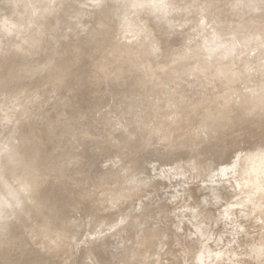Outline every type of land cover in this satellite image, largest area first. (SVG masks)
Masks as SVG:
<instances>
[{
  "label": "rangeland",
  "instance_id": "obj_1",
  "mask_svg": "<svg viewBox=\"0 0 264 264\" xmlns=\"http://www.w3.org/2000/svg\"><path fill=\"white\" fill-rule=\"evenodd\" d=\"M83 1L90 5L104 0ZM254 1L256 0H108L110 4L107 8L111 14L107 22L98 20L99 6L79 8L81 0H70L71 5L66 10L58 9L53 14L58 21L63 19L64 22L56 23L62 34L57 37L58 46L51 43V47L64 50L71 42H75L70 34H66L72 24L76 37H79L77 47L82 42L94 44L91 46L92 50L91 47L86 53L76 50L70 56L75 70L58 69L51 81L31 85L27 89L29 94L25 97L0 95V146L3 148V154L0 156V223L9 226L4 231L0 230V264H96L84 244L70 240L71 236L80 230L71 226L70 218L73 215L82 218L92 208L95 200L94 189L100 183L99 174L102 165L107 164V159H110V163H114L117 157L124 163H138L143 158L156 156V148L147 146L145 141L138 151L120 145L118 140L103 143L108 135L110 118L115 117L113 108L123 104L124 113H129L138 104L135 102L129 107L126 101L134 102L141 98L140 93L148 74L154 72L157 80L163 79V71L169 66L178 65L181 60L187 61L201 54L202 51L198 48L204 42L205 36H213L214 32L218 31L229 38L234 31L248 28L245 33H253L261 28L264 24V0H258L261 1V6H255ZM104 3L107 4V1ZM5 13L1 12L0 16H5ZM30 34L31 31L24 35H15L13 39L16 45L23 44L20 37L26 39ZM10 40L12 39H7L6 34L0 33L1 49L10 48ZM101 43H104L102 49ZM42 44L45 47L46 41L40 43L39 40L30 39L24 42L19 51L25 58L31 59V63H41L48 57V53H43L48 47L41 49ZM104 48H108V51H104ZM112 66H123V69L111 73L109 70ZM194 73L189 77L191 83L196 84L194 88H199L194 95L199 97L203 90L208 88V84L203 83L202 78ZM174 94L175 92L166 94L164 98H170ZM205 98L206 95H203L199 101L206 104L208 101H204ZM220 98L222 97L218 99ZM133 119L134 116L129 117L128 124L131 120V125L134 124ZM121 124L122 119L116 118L113 126L118 127ZM160 132L148 130L147 136H157ZM114 133L117 138H124L127 134L122 128ZM256 134L257 131L248 134L249 138L254 137L252 142L240 138L242 141L239 144L235 142L233 145L222 146V142L212 140L213 136L217 135L208 133L203 136L200 144L194 143L193 147L198 146L200 150V147L214 142L221 147L220 151L226 152L227 155H232L233 152L237 155L245 149H253L255 145H263L264 139L261 141V137H255ZM15 147L19 148L18 151H13ZM263 155L260 164L264 166ZM234 157L236 156L231 157L230 162L215 166L207 176L208 179L202 181L201 188L199 187V198L206 208L213 209L216 215L213 222L219 224L217 227L212 221H200L195 207L191 205L177 208L179 211L175 208V216L183 217L191 223L193 232H201L202 254L206 259L232 256L230 253H233L226 251V247L234 242L237 235L249 228L245 219V209L252 201L249 196H254L253 201L259 200V203L264 204V191L260 190L264 186V173L263 176H259V172V175L252 173L255 177L252 185L249 182L253 175L250 177L251 174H247L245 182H248L251 188H245L246 185L242 184L248 192L246 193L241 190L240 182L234 177L231 168L221 172L225 165H230ZM149 163H154L151 166H155L151 172L157 173L159 169L155 160ZM161 166L164 167L166 183H169L164 186L174 187L177 192L175 193L180 194L183 179L180 177L173 180L172 169H169L171 162ZM259 178L263 179L260 181L261 186ZM255 181L259 183L258 187ZM254 187L256 190L260 188L258 192H255ZM82 188L86 197L80 202L77 192ZM63 189L69 192L62 195ZM217 189H223L225 192L227 190L225 194L222 190L224 197L221 192L222 196L219 197ZM252 189L256 196L254 193L249 194ZM260 192L262 200L259 197ZM228 196L230 197L227 198ZM257 196L260 199H256ZM259 203L254 206L258 212L255 213L257 210L254 209L252 212L254 215L261 213L262 216L264 205L260 206L262 204ZM47 206V210H51L52 221L64 219L63 227L39 218L38 213L43 214ZM221 207L224 210H221ZM233 210L238 212L234 213ZM235 214L239 215L238 218ZM236 218L238 225L235 224ZM240 218L244 220L240 221ZM20 223L26 228L20 226ZM42 229L56 233L64 241L55 242L54 238L45 236ZM118 254L123 257V250ZM119 261L123 263V260Z\"/></svg>",
  "mask_w": 264,
  "mask_h": 264
},
{
  "label": "bare ground",
  "instance_id": "obj_2",
  "mask_svg": "<svg viewBox=\"0 0 264 264\" xmlns=\"http://www.w3.org/2000/svg\"><path fill=\"white\" fill-rule=\"evenodd\" d=\"M69 1L7 0L0 2V13L6 12L5 16H0L2 17L0 33L6 34L7 39H12L10 48L1 49L0 47V95L25 97L29 94L27 89L31 85L51 81L58 69L75 70L70 56L76 50L86 53L94 42L89 45L82 42L77 47L79 37H76L72 24L66 34H70L75 42H71V45L64 50L51 47V43L58 46L57 37L62 34L56 23L64 22L63 19L58 21L53 14L58 9L66 10L71 5ZM81 1L79 8L90 5H92L90 7L99 6L98 20L108 22L111 14L110 9L107 8L110 4L108 0L90 5ZM106 1L107 4L104 3ZM253 4L261 6L262 3L256 0ZM8 24L13 26H7ZM246 30L248 28L234 31L229 38L218 31L214 32L213 36H205L204 42L198 48L202 53L195 55L193 59L191 57L187 61L181 60L178 65L169 66L163 71V79L157 80L155 73L149 72L140 93L141 98L134 102L126 101L129 107H132L135 102L138 104L129 113H124L123 104L113 108L112 113L115 117L110 118L108 135L103 143L118 140L120 145L138 151L145 141L147 146L156 148V156L143 158L138 163H124L119 157L114 163H110V159H107V164L102 165L99 174L100 183L94 189L95 200L92 208L82 218L77 215L70 218L71 226L77 230L80 229L78 233L71 236L70 240L84 244L96 264H264V211L258 208L259 211H263V215L261 216L260 212L259 215L253 214L257 210L254 206L259 203V200L253 201L254 196L252 198V195L249 196L252 201L245 209V219L249 228L239 236L237 235L234 242L226 247V251L234 254L230 253L232 256L224 255L216 259L203 257L201 232L200 234L193 232L194 227L191 223L185 221L183 217L174 215L175 208L191 205L195 207L200 221L213 222L216 219L213 209L206 208L199 198L200 183L207 178L215 166L222 162H230L232 156L236 157L230 165H225L221 172L231 168L234 177L240 182L242 191L248 193L245 188L247 186L251 188L250 184L255 178L252 173L257 175L259 172L261 173L260 175L258 173L259 176L264 173V166L260 164V160L263 159L264 143L253 146V149H243L244 151L237 155L234 154L235 152L227 155L226 152L220 151L219 145L214 143L222 142V146H228L235 142L239 144L242 138L252 142L254 137L248 136L251 131H257L255 137H261V141L264 139V24L253 33H245ZM28 31H31V34L26 39L18 36L23 39L21 41L23 44L30 39L39 40L40 43L43 40L46 41V46L44 47L45 43H43L40 47L41 49L48 47L43 52L48 53V57L41 63H31V59L25 58L19 51L23 44L16 45L15 35H24ZM103 44L100 45L101 49L104 47ZM104 51L107 52L108 48H104ZM110 68L109 71L114 73L121 71L123 66ZM193 72L202 78L203 83L208 84V88H205L199 97L194 96L199 88H194L196 84L191 83L189 77ZM107 74L109 75L108 70ZM211 84L213 86H209ZM217 86L219 89H216ZM173 92H175L174 96L164 98L166 94ZM203 95H206L204 99L208 101L206 104L199 101ZM219 97L222 98L218 99ZM131 116L135 118L132 125V120L129 124L127 121ZM116 118L122 119V124L118 127L113 126ZM120 128L127 132L124 138L115 137L114 131ZM148 130L161 132L157 136H147ZM202 132L204 134H200ZM208 133L218 137L213 136L214 142L200 147V150L198 146L193 147L194 143L201 142L203 136ZM198 134L200 136H197ZM18 149L15 147L13 151ZM2 154L3 148L0 146V156ZM151 160H155V164L158 165L157 173L151 172L152 167H155L149 163ZM262 161L264 164V160ZM170 162L172 166L169 169H172L173 180H178L180 177L183 179L180 194H176L174 187H167L169 183H166L164 167L161 164L168 165ZM256 162L260 166H256L258 164ZM247 174H251L250 177L253 175L250 184L245 182ZM262 180L259 178V183ZM256 183L258 187L259 183ZM165 184L167 186H164ZM242 184L246 185L245 188ZM255 187V192L260 189L256 190ZM263 188L260 190L264 191ZM222 190L218 193H222ZM254 190L252 189L253 192L248 190L249 194L254 193ZM66 192L69 191L63 189L62 195H66ZM84 192V188L77 192L79 197L76 196V198L80 199V202L86 197ZM226 192L223 190L224 194ZM261 192L259 193L261 196L258 193L257 195L262 200ZM254 195L256 196L255 193ZM207 197L210 198L208 195ZM259 205L264 204L259 203ZM48 206L43 210V214L38 213L39 218L54 222L60 228L63 227L64 219L52 221L51 210L50 208L47 210ZM1 210L2 207H0V214ZM257 212L258 210L255 211ZM237 218L234 219L235 224L238 222ZM241 220L244 218H240ZM213 224L216 227L219 225H216L215 221ZM19 225L26 228L23 223ZM214 225L212 226L216 228ZM7 228H9L7 224L0 223V230L4 231ZM208 228L204 229L208 230ZM238 228L241 229L239 226ZM209 229L211 231V228ZM42 232L50 239L54 238L55 242L64 241L56 233L53 234L46 229H42ZM213 232L212 230V234ZM121 250H123V257L118 254ZM119 260H123V263Z\"/></svg>",
  "mask_w": 264,
  "mask_h": 264
}]
</instances>
